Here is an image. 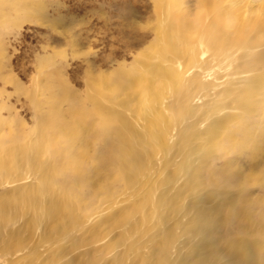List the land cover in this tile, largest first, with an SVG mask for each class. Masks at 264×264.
Returning a JSON list of instances; mask_svg holds the SVG:
<instances>
[{
  "label": "bare ground",
  "instance_id": "6f19581e",
  "mask_svg": "<svg viewBox=\"0 0 264 264\" xmlns=\"http://www.w3.org/2000/svg\"><path fill=\"white\" fill-rule=\"evenodd\" d=\"M208 1L154 0L151 42L69 104L78 123L53 135L61 109L31 98L0 135V264H264V0Z\"/></svg>",
  "mask_w": 264,
  "mask_h": 264
},
{
  "label": "rangeland",
  "instance_id": "374dc122",
  "mask_svg": "<svg viewBox=\"0 0 264 264\" xmlns=\"http://www.w3.org/2000/svg\"><path fill=\"white\" fill-rule=\"evenodd\" d=\"M187 1L192 7L193 0ZM216 2L225 0H209L205 8ZM177 9H169L175 15L174 27L178 11H182ZM155 10L154 0H0V135L18 131L21 126L27 130L33 124L31 98L43 109H61V116L68 122H52L53 135L73 121L78 123L80 116L67 110L69 104L87 103L89 94L99 96L105 89L115 91L121 86L115 71L122 63L128 66L133 56L151 42L156 19L162 16L160 10ZM159 53L181 57L175 49ZM135 66L137 61L130 68ZM113 79L116 85L111 88L108 84ZM38 126L40 122L28 133L32 140ZM237 165L245 171L252 169V179L241 186L247 185L258 198L263 192L256 185L261 166ZM248 203L256 209L254 223H260L256 237L263 238V205L258 200ZM108 230L101 227L96 236L100 240L85 244L68 259L80 254L77 251L97 246L106 239Z\"/></svg>",
  "mask_w": 264,
  "mask_h": 264
}]
</instances>
